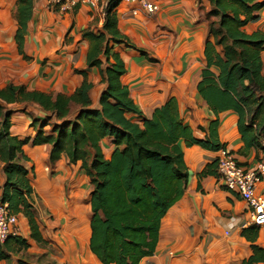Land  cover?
<instances>
[{
	"label": "crops",
	"instance_id": "crops-1",
	"mask_svg": "<svg viewBox=\"0 0 264 264\" xmlns=\"http://www.w3.org/2000/svg\"><path fill=\"white\" fill-rule=\"evenodd\" d=\"M147 1L158 6L155 14H147L137 1L117 2L113 9L117 29L134 48L109 45L124 63L126 73L121 81L142 113L139 120L149 118L154 108L176 98L182 122L190 127L195 139H206L209 124L217 119L219 143L239 165L252 167L258 160L259 149H244L237 114L233 110L215 114L197 93V84L206 68L205 13L210 9L209 2ZM107 2L100 0L97 8L77 5L60 13L47 0H33L20 53L15 41L17 0H0V88L11 83L26 90L70 95L81 85L84 80L81 73H85L87 81L93 84L92 106L97 107L103 92L98 93L97 89L101 76L97 68L87 67L90 42L84 33L102 31ZM242 30L246 34L264 33V8ZM101 59L104 67L102 55ZM261 60L264 72V50ZM96 70L98 74L93 73ZM211 71L218 72L215 68ZM5 107L13 110L12 135L32 139L31 120L45 115L41 109L34 104ZM108 142L111 139L105 138L101 145ZM181 147L188 170L184 194L161 220L156 252L139 264H241L252 254L253 245L264 249L262 229L258 228L256 233L253 229L243 231V225L249 221L246 202L223 185L215 169L216 174L204 173L208 165L216 162L218 151L198 145L187 147L183 142ZM49 149L48 145L30 143L23 147L29 159L27 167L34 199L40 197L48 211L45 220L41 215L35 216L40 241L31 237L28 220L17 215L21 237L28 247L23 252L10 253L9 259L0 260V264H101L88 247L92 215L88 178L80 163L70 164L64 156L50 164ZM114 149L112 145L107 148L105 157L109 158ZM2 167L0 163V192L4 184ZM256 193L264 195V178L256 185ZM33 256H37L35 260Z\"/></svg>",
	"mask_w": 264,
	"mask_h": 264
},
{
	"label": "trees",
	"instance_id": "trees-1",
	"mask_svg": "<svg viewBox=\"0 0 264 264\" xmlns=\"http://www.w3.org/2000/svg\"><path fill=\"white\" fill-rule=\"evenodd\" d=\"M118 1L108 0L102 31L84 33L90 42L87 67L97 68L105 85L97 107L92 106L93 84L87 81L85 73H81L84 77L81 85L70 95L26 90L11 83L0 88V163L4 174L1 199L10 213L28 220L31 237L39 242L29 159L23 147L28 143L48 145L50 164L64 156L70 164L80 163L89 179L90 252L101 264H139L156 252L161 220L184 194L188 170L181 142L208 151H218L224 145L217 139V119L209 124L206 139H195L190 127L182 122L176 98L154 108L149 118L139 120L142 113L121 81L126 73L124 63L109 46L113 43L134 48L117 29L113 9ZM207 1L210 9L205 13L206 68L197 84V93L215 114L233 110L244 149L261 150L264 33L246 34L242 27L257 18L264 0ZM32 5L33 0H17L15 41L20 53ZM211 68L217 69V74ZM8 104H34L45 114L32 118V139L12 135L13 110L5 107ZM73 107L77 109L72 115ZM132 116L138 119L133 120ZM105 138L111 139L115 147L109 158L101 145ZM213 169L216 170V162L208 165L204 173L216 174ZM248 229L258 231L255 226L243 231ZM27 247L22 237H9L0 243V260H7L10 253L23 252ZM251 251L241 264L264 263V249L253 245Z\"/></svg>",
	"mask_w": 264,
	"mask_h": 264
},
{
	"label": "built area",
	"instance_id": "built-area-1",
	"mask_svg": "<svg viewBox=\"0 0 264 264\" xmlns=\"http://www.w3.org/2000/svg\"><path fill=\"white\" fill-rule=\"evenodd\" d=\"M47 1L49 6L57 7L60 13H66L77 5L97 8L100 2V0ZM124 1H137L149 15L158 11V6L147 0ZM261 145L262 149L259 150L258 160L250 168L239 165L226 148L219 149L216 159V172L223 185L238 193L249 208V221L243 225V229L255 226L264 231V195L256 193V185L264 178V139L261 140ZM21 232L17 216L10 213L7 203L1 199L0 192V243L9 237H21Z\"/></svg>",
	"mask_w": 264,
	"mask_h": 264
},
{
	"label": "rangeland",
	"instance_id": "rangeland-1",
	"mask_svg": "<svg viewBox=\"0 0 264 264\" xmlns=\"http://www.w3.org/2000/svg\"><path fill=\"white\" fill-rule=\"evenodd\" d=\"M94 74L95 73H97L98 74V72H97V70L95 71V72H93ZM104 87H105V85L100 81L99 82V84H98V87H97V89L99 90L98 91V93L99 92H102L103 90H104ZM101 89H103V90H101ZM75 109H77L76 107H73L72 108V115H73V113L75 112ZM54 122V120L53 119H51L50 120V123H53ZM46 131L48 132L49 131V128L47 127L46 128ZM111 146V142H108V143H105V144H103L102 145V149H103V153H104V155H106L107 154V148H109ZM68 163V162H67ZM66 163V164H67ZM38 182V175H37V179L35 180V184ZM87 187H88V189L89 190H91V186H90V184H89V182H88V179H87ZM64 195H66V194H64ZM65 198H66V200H69V198L68 197H66L65 196ZM83 198H85L84 196H83ZM34 201H36L37 203L34 205V208H33V211H34V216H39V215H41V216H43V218H44V220L48 217V211L45 209V207L42 205V203H41V199H40V197L38 198V199H35ZM37 257V256H36ZM36 257H34L33 256V259L35 260V258Z\"/></svg>",
	"mask_w": 264,
	"mask_h": 264
}]
</instances>
